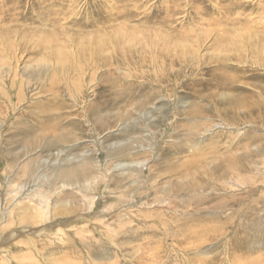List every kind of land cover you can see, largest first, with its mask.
<instances>
[{"label":"rangeland","instance_id":"rangeland-1","mask_svg":"<svg viewBox=\"0 0 264 264\" xmlns=\"http://www.w3.org/2000/svg\"><path fill=\"white\" fill-rule=\"evenodd\" d=\"M258 1L76 0L70 7L71 0H0V17L35 24L27 30L6 25L3 40L13 43L8 48L3 43L10 42H1L2 52L17 48L23 59L12 61V68L23 72L6 69L0 76L1 207L16 202L7 195V182L25 184L28 190L49 188L50 204L56 202L57 216H64L57 223L89 211L87 197L101 194L95 219L79 218L65 228L70 237L73 230L82 236V230L93 239L75 235L71 245L49 237L54 224L33 236L32 246L10 244L13 230L43 227L30 216L21 223L15 209L13 222L0 220V264H264V87L252 82L264 81V51L244 42L240 64L204 63L234 26L249 30L259 24ZM92 21L95 29L125 23L124 30L133 28L139 36L142 29L144 48L135 54L143 60L140 69L129 67L128 56L123 59L126 37L105 48L109 63L89 62L80 39L93 33ZM52 31L65 50L64 69L57 68L54 52L46 47ZM177 40L187 44H173ZM203 126L210 131L200 135ZM76 159L91 168V188L53 181L57 167L72 160L78 166ZM233 160L240 170L249 160L259 168H249L246 183L253 190L234 188L226 199L213 174ZM44 181L50 182L43 186ZM166 183L197 187L203 196L174 211L158 203L167 192L158 186ZM202 197L206 202L198 204ZM103 215L108 222L115 217L116 226L104 225Z\"/></svg>","mask_w":264,"mask_h":264},{"label":"bare ground","instance_id":"bare-ground-1","mask_svg":"<svg viewBox=\"0 0 264 264\" xmlns=\"http://www.w3.org/2000/svg\"><path fill=\"white\" fill-rule=\"evenodd\" d=\"M43 1V0H41ZM54 2V1H53ZM72 4L70 3V7L74 6V4L76 3V0H71ZM48 4V3H46ZM43 5V4H42ZM45 5V4H44ZM49 5V4H48ZM84 5V4H83ZM6 6V5H5ZM250 8H251V4H249ZM9 6H7L8 8ZM14 7V6H13ZM42 7V6H40ZM46 7V6H45ZM44 7V8H45ZM49 7V6H48ZM56 7V6H55ZM61 7V6H60ZM137 7V5H136ZM3 8V7H2ZM43 8V10H44ZM50 8V7H49ZM48 8V9H49ZM100 8V7H99ZM256 8H259L261 9L262 11L261 12H258L259 14L257 19H258V23L257 26H254V27H250L249 30L248 28H235V26L233 27L234 29H231V31L229 32V38L226 39L225 43L221 44L219 48H216V51L214 53H211L209 57H207V59L205 60V64L208 63V64H222L223 66H227L230 62H234L235 64H240L241 63V47L243 45L244 42H247L249 44H251V46L255 49H257L258 51H264V0H260L258 1L257 3V7ZM255 8V9H256ZM5 9V8H4ZM9 9V8H8ZM12 9V7L10 8ZM42 10V8H40ZM85 9V8H84ZM143 9V8H142ZM15 10V9H14ZM18 10V9H17ZM20 10H21V7H20ZM19 10V11H20ZM46 10H47V7H46ZM82 10V9H81ZM99 10V9H98ZM102 10V9H101ZM6 11V10H5ZM4 11V12H5ZM16 11V10H15ZM58 11V10H57ZM141 11V10H139ZM8 12V11H7ZM6 12V13H7ZM11 12V11H10ZM23 12V11H22ZM21 12V13H22ZM45 11H43V14H44ZM48 12V11H47ZM50 12V11H49ZM98 12V11H97ZM103 12V11H102ZM101 12V13H102ZM135 12V11H134ZM137 12V11H136ZM1 13V12H0ZM80 13V12H79ZM100 13V12H99ZM121 13V12H120ZM104 14V13H102ZM119 14V12H118ZM122 14V13H121ZM138 14V13H137ZM5 15V14H4ZM7 15V14H6ZM49 15V14H48ZM61 15V14H60ZM120 15V14H119ZM9 15H7L6 17L5 16H2L0 17V76L4 75V73H7L6 72V69L8 70V72L11 70H13V72L15 73V70L14 68H12V61L14 60V58L16 59L17 58V61L22 59V55H21V58L19 57L20 56V53H22V50H18L17 48H13L14 50L12 51V48L11 50L7 51H3V49H1V42H10V43H3V45H7L8 46H12V41H4L3 40V36H4V28L6 25H10L11 23H15L16 25H19L20 26H25L23 29L27 30V29H32L34 25L30 26V27H27L30 23H27V22H19L18 23V16H16L15 18L14 17H9ZM11 16V15H10ZM106 16V15H105ZM48 17V16H47ZM55 17V16H54ZM53 17V18H54ZM92 17V16H91ZM95 17V16H94ZM98 17V16H97ZM107 17V16H106ZM129 17V15H128ZM51 18V17H50ZM56 18V17H55ZM134 18V17H133ZM141 18V17H140ZM139 18V19H140ZM88 19V18H87ZM93 19V18H91ZM90 19V20H91ZM119 19V18H117ZM136 19V17H135ZM143 19V18H142ZM58 20V19H57ZM83 21H85L84 19H82ZM96 20L98 21V19L96 18ZM95 20V21H96ZM110 20H112L110 18ZM123 20V19H122ZM147 20V19H146ZM27 21V20H26ZM94 21V20H93ZM92 21V22H93ZM100 21V20H99ZM102 21V20H101ZM104 21V20H103ZM127 21V20H126ZM133 21V20H132ZM255 21V20H254ZM90 22V21H89ZM124 22V20H123ZM135 22V21H134ZM138 22V21H137ZM58 23V22H57ZM86 23V22H84ZM88 23V22H87ZM86 23V24H87ZM94 23V22H93ZM107 23V22H106ZM122 23V22H121ZM144 24V21L142 22ZM257 23V22H256ZM62 24V23H61ZM67 24V23H65ZM85 24V25H86ZM108 24V23H107ZM129 24V22H128ZM138 24V23H137ZM136 24V25H137ZM31 25V24H30ZM40 25H43L42 23L39 24L38 26ZM60 25V24H59ZM63 25V24H62ZM101 25V24H100ZM15 26V25H14ZM37 26V25H36ZM68 26V25H67ZM66 26V27H67ZM84 26V25H83ZM105 26V25H103ZM145 26V25H144ZM13 27V26H11ZM66 27H63V28H66ZM71 27V25L69 26ZM74 27V25H73ZM94 31L92 34H88V35H84L83 38L80 39L81 41V49L83 48V53H84V49H85V53L87 55L86 59L89 58V62H91V60L95 61V65H97V63L99 64H102V65H105L106 63H109L110 61V58H106L105 56V52H107L108 50H106L105 48L107 47V45L110 43H114V42H120V39L123 37H126V42L123 41L122 43V46L123 48H125V56H124V60H125V57L128 56V60H129V67L133 70H138L140 69L139 67V64L142 63V61L140 60V58H137L136 57V52L137 50L140 49V47L143 46V44L141 43L143 40V33L145 32H142L143 30L141 29L139 32L141 34V36H139L137 34V32L135 30L130 29V30H124L126 26L125 23H122L121 25H117V26H113V27H109L107 30L106 29H95L96 28V25L94 23V25L92 24L91 26ZM141 27V26H140ZM14 28V27H13ZM16 28V27H15ZM83 28V27H82ZM91 28V29H92ZM137 28V27H136ZM145 28V27H144ZM36 29V28H35ZM79 29V28H78ZM85 29V28H84ZM89 28H87L88 30ZM25 30L23 31L24 34H27ZM81 30V29H80ZM139 30V29H138ZM9 31V30H8ZM73 31V30H72ZM7 32V31H6ZM87 32V31H85ZM13 33H16L13 31ZM81 33V32H80ZM88 33H89V30H88ZM91 33V32H90ZM11 34V33H10ZM9 34V36H10ZM22 34V33H21ZM20 34V35H21ZM34 34L36 37H40L39 35V30H35L34 31ZM46 34V33H45ZM45 34L43 36H45ZM76 34V32H75ZM58 35V34H57ZM70 35V34H69ZM157 35V34H156ZM62 36V35H61ZM67 36V35H66ZM77 36V35H76ZM82 36V34H81ZM5 38L7 37L6 34L4 36ZM68 37V36H67ZM157 37V36H156ZM159 37V35H158ZM158 37L156 38L157 41H158ZM161 38H165L163 36H160ZM26 38V37H25ZM66 38V37H65ZM64 38V39H65ZM145 38V37H144ZM155 38V37H154ZM7 39V38H6ZM72 39V38H70ZM122 39V40H123ZM153 39V38H152ZM13 40V39H12ZM46 47L51 49L54 54H55V64L56 66H58L57 68H63V66L66 64V58H65V50L63 49V47H61L59 45V41L57 40V37L55 35V33L52 31V32H48V34L46 35ZM74 40V39H73ZM79 40V39H78ZM155 40V39H154ZM154 40H152L154 42ZM160 40V39H159ZM162 40V39H161ZM164 40V39H163ZM167 40V39H165ZM16 41V39H15ZM150 41V40H148ZM147 41V42H148ZM39 42V41H38ZM75 42V41H74ZM146 42V41H145ZM162 43V41H160ZM167 42V41H166ZM68 43V42H67ZM120 43V44H121ZM159 43V42H158ZM170 43V42H169ZM180 44L181 46H184L187 44V42H183V41H174L173 44ZM190 43V42H188ZM22 44V43H21ZM45 45V44H44ZM73 45V44H72ZM153 45V43H152ZM161 45V44H160ZM164 45V44H162ZM190 45V49H193V45L194 43H190L188 44ZM30 46V45H29ZM41 46V45H40ZM74 46V45H73ZM72 46V47H73ZM155 46V45H154ZM88 47V49H87ZM114 47V46H113ZM163 47V46H162ZM9 48V47H8ZM158 48V47H157ZM184 48V47H183ZM24 49V48H23ZM31 49V47H30ZM68 49V47H67ZM105 49V50H104ZM108 49V48H107ZM151 49H153L151 47ZM150 49V50H151ZM5 50V49H4ZM69 50V49H68ZM195 50V49H194ZM26 51V50H25ZM158 51V50H157ZM162 51V50H161ZM167 51V50H166ZM19 52V53H18ZM160 51H158L159 53ZM193 52V51H192ZM50 53V52H49ZM146 53V52H145ZM148 53V52H147ZM150 53V52H149ZM164 53V52H163ZM167 53V52H166ZM195 53V51H194ZM76 54V53H75ZM83 54V55H84ZM96 54H101V58L99 61L96 60ZM108 54V53H107ZM124 54V53H123ZM154 54V53H153ZM165 54V53H164ZM188 54V53H187ZM19 55V56H18ZM41 55V54H40ZM111 55V54H110ZM148 55V54H147ZM160 55V54H159ZM17 56V57H16ZM77 56V55H75ZM154 56V55H153ZM164 56V55H163ZM46 57V56H45ZM43 57V58H45ZM52 57V56H51ZM151 57V56H150ZM158 57V56H157ZM20 58V59H19ZM49 58V57H48ZM53 58V57H52ZM74 58V57H73ZM147 58V57H146ZM112 59V58H111ZM161 59V58H160ZM23 60V59H22ZM85 60V59H84ZM83 60V61H84ZM147 60V59H146ZM50 61V60H48ZM54 61V60H53ZM80 61V60H79ZM82 61V62H83ZM113 61V60H112ZM151 61V60H150ZM202 62L204 60H201ZM44 62V60L42 61ZM81 62V61H80ZM87 62V61H86ZM85 62V63H86ZM149 62V61H148ZM200 62V61H199ZM243 62V61H242ZM245 62V61H244ZM38 63V62H37ZM40 63V62H39ZM54 63V62H53ZM51 62V64H53ZM75 63V62H74ZM88 63V62H87ZM144 63V62H143ZM203 63V64H204ZM48 64V63H47ZM93 64V62L91 63ZM199 64V63H198ZM16 65V64H15ZM26 65V64H25ZM40 65V64H39ZM44 65V64H43ZM42 65V66H43ZM54 65V64H53ZM69 65V63L67 64V66ZM74 65V64H73ZM221 65V66H222ZM19 66V65H17ZM37 66V65H36ZM35 66V67H36ZM41 66V65H40ZM46 67V65H45ZM48 67V66H47ZM72 67V66H70ZM147 67V66H146ZM208 67V66H207ZM210 67V66H209ZM69 68V67H68ZM75 68V67H74ZM77 68V67H76ZM80 68V67H79ZM96 68H98L96 66ZM180 68V67H179ZM215 68L218 69V67L216 66ZM220 68V67H219ZM264 68V67H263ZM21 69V68H20ZM26 69H29V68H26ZM38 68H36L37 70ZM42 69V68H41ZM64 69V68H63ZM130 69V70H131ZM212 69V68H211ZM32 70V68H31ZM67 70V69H66ZM71 70V69H70ZM214 70V69H212ZM19 71V70H17ZM34 71V70H33ZM134 71V72H135ZM12 72V73H13ZM19 72H23V71H19ZM36 72V71H35ZM57 73H60L62 74L61 72H58L56 71ZM72 72V71H71ZM79 72H86V70H82L80 69ZM11 73V72H10ZM129 73V72H128ZM2 74V75H1ZM6 75V74H5ZM59 75V74H58ZM63 76V74H62ZM56 78V77H55ZM250 82V81H249ZM254 82V85L256 84L257 86L259 85V87H264V81L259 80L258 81H252ZM251 82V83H252ZM249 83V84H251ZM158 84V83H157ZM261 85V86H260ZM194 115V114H192ZM200 113H195L194 116H199ZM90 116V115H89ZM208 116V115H207ZM208 126H203L201 128L198 129V133L200 135H204L207 131H210V128H206ZM216 133V132H215ZM190 137V136H189ZM234 146V145H233ZM232 147V149H234ZM179 147V146H177ZM231 152V151H230ZM78 163L77 159L74 160ZM133 164L137 165L139 162L137 161H132ZM144 162L146 161H142L140 162L139 164H143ZM250 164L248 167H245L243 169H239V164L237 161L233 160L231 162H225L224 164H221L218 166L217 170L218 172H215L213 175L215 177V183L220 187L221 190H223L224 195L223 198H229L228 196H232L231 194H233V189L234 188H242V187H246L247 186V181L246 179H248V173L250 174L249 172V168L250 167H253L255 168L256 172H258V168H259V165L255 162L249 160ZM73 163V160L72 162H68L67 164L65 163L64 165H61L59 167H57L55 169V174L53 176V181L56 183H62L63 186H75V185H78L80 187H83V189H86L85 185L88 187V188H91V185L89 186V183H91L92 181L89 180V178L91 179V177H93L91 175V171H90V167L86 164V163H83L82 161L80 163H78V166L76 165H71ZM262 163V162H261ZM262 168V167H261ZM106 175H104L105 177ZM250 177V176H249ZM94 180V179H93ZM51 181V180H50ZM50 181H44L43 183V186L45 184H49ZM61 184V185H62ZM88 184V185H87ZM26 185L25 184H22V183H19V182H15V183H9L7 182L6 183V186L5 188L7 189L6 192H7V195L12 199V200H15V204L12 205V207L9 206L8 207H1V204H0V220H8V221H11L12 222L14 221V219H12V214H14V210L17 209L20 213H21V218H20V222L21 223H25L29 220V216L32 218V220H37L39 221L41 224H43V227L37 231V232H28L27 229L23 228V229H20V230H13L11 233H10V239L8 241H12L10 244H13L14 246H19L18 248H22L24 246H32L33 245V239L32 237L35 236V235H40L42 234V232H44L46 229H52V224H54V226L56 227V229L54 230L55 232L53 234H50V238L52 239H57L60 241V243H63L65 245H71L74 240H75V235L81 237V239H83L82 241H87V239L89 240H92V233L91 232H86V231H82L80 230V233L82 232V236L77 233V231L73 230L74 233H72V237L69 236V234L66 233V231H69V230H66L65 231V228L69 229L70 226V223L71 222H75L77 219L79 218H86L85 221H92V219L95 217V215H97V212L95 213L94 212V208L95 206L97 205V202H98V199L99 197L101 196L96 194V193H93L92 196L90 197H87L88 198V201H87V206L86 208H88L89 211H84L82 214H79V215H70L69 219H66L65 222H55L54 220H56L57 218H61V219H64V216H60L58 217L57 214L59 212L56 211L57 209V203L55 202L54 203V207H52V205L50 204V192H49V188L48 189H45L42 190L41 188L37 187V188H34L33 190H28L26 189ZM218 187V188H219ZM249 184L248 186L245 188L246 189H249ZM74 188V187H73ZM76 188H79V187H76ZM161 188H164L165 189V192H166V195L163 199L159 200L158 199V203L161 205V206H168V207H172V210L174 211H179V210H182L184 208H186L187 206V203L191 200V199H194L196 196H203V191L198 189L197 187H194L192 189H184L180 186H170L168 183L166 184H162L160 186H158V191L161 190ZM2 189V186H0V190ZM82 189V188H80ZM184 189V190H183ZM244 189V188H243ZM250 190H253L252 187H250ZM24 193L25 191V195L22 197V198H17L19 195H20V192ZM82 191V190H81ZM85 191V190H84ZM88 191V190H87ZM104 192V191H103ZM164 192V193H165ZM22 194V193H21ZM117 196V195H116ZM163 196V195H162ZM169 196V197H168ZM199 201H198V204L200 203H203V202H206V200H204V197L202 198H198ZM195 200V199H194ZM7 202V201H6ZM5 202V203H6ZM196 203V202H195ZM194 203V204H195ZM172 205V206H171ZM197 206V205H196ZM73 207H75V205L73 204L72 206L70 205L69 206V209H70V214L73 210ZM173 207H176V208H173ZM193 207V206H192ZM7 208V209H6ZM110 208V207H108ZM107 209V208H106ZM65 212V210H64ZM99 212V211H98ZM80 213V212H79ZM101 214V212H99ZM28 215V216H27ZM112 218V221L111 222H108V217H104L103 215V219H104V222L103 224L106 225L108 228L109 227H115L116 224L118 222H116V219L114 217L111 216ZM53 221H52V220ZM95 219V218H94ZM98 219V217L96 218V220ZM51 220V221H50ZM83 220V219H82ZM81 221V220H80ZM73 222V223H74ZM83 222V221H81ZM79 223V222H78ZM100 223V222H99ZM123 223V222H122ZM174 223V222H173ZM39 224V223H37ZM72 224V223H71ZM78 225V224H77ZM103 225V226H104ZM68 226V227H67ZM72 226V225H71ZM74 226V225H73ZM81 226V225H79ZM76 228H79L76 226ZM95 229V228H94ZM129 231V230H128ZM117 232V231H116ZM126 232V231H125ZM124 232V233H125ZM70 233V232H69ZM44 234V233H43ZM118 234V233H117ZM52 235V236H51ZM66 235V237H65ZM112 235V234H111ZM114 236V235H113ZM112 236V237H113ZM48 237V236H47ZM54 237V238H53ZM94 237V236H93ZM107 238V240L109 241V243H111L112 245H115V241L114 239H111L109 238V236H105ZM13 238V240H12ZM144 238V237H143ZM6 239V237L4 238ZM129 239V238H128ZM50 240V239H49ZM3 244V243H1ZM156 244V243H155ZM27 246V247H28ZM117 246V245H115ZM67 247V246H66ZM69 248V247H68ZM119 247H116V250H118ZM135 251V250H134ZM23 255V254H22ZM25 256L27 257L28 255L25 254ZM24 257V255H23ZM30 257V256H28ZM153 259V258H152Z\"/></svg>","mask_w":264,"mask_h":264}]
</instances>
